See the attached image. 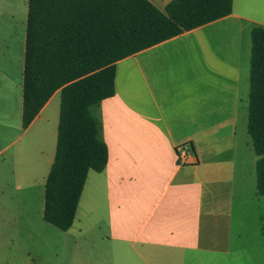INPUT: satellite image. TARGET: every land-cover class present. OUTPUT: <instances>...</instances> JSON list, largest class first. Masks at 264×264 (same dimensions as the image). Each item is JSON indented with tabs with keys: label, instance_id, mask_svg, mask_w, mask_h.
Here are the masks:
<instances>
[{
	"label": "crops",
	"instance_id": "0c3cea01",
	"mask_svg": "<svg viewBox=\"0 0 264 264\" xmlns=\"http://www.w3.org/2000/svg\"><path fill=\"white\" fill-rule=\"evenodd\" d=\"M149 1L164 10L172 0ZM255 26L264 0H233L229 15L116 63L115 94L98 109L108 162L89 171L62 240L91 246L99 264H264L247 128ZM25 47L0 43V207L29 209L37 193L45 202L61 91L23 128ZM13 133L26 140L6 153ZM186 143L193 155L181 164Z\"/></svg>",
	"mask_w": 264,
	"mask_h": 264
},
{
	"label": "trees",
	"instance_id": "16d2710c",
	"mask_svg": "<svg viewBox=\"0 0 264 264\" xmlns=\"http://www.w3.org/2000/svg\"><path fill=\"white\" fill-rule=\"evenodd\" d=\"M233 0H28L22 125L61 91L58 140L45 185L43 219L69 229L89 171L108 162L98 114L115 94L116 63L187 30L229 15ZM248 133L264 196V27L252 30Z\"/></svg>",
	"mask_w": 264,
	"mask_h": 264
},
{
	"label": "rangeland",
	"instance_id": "374dc122",
	"mask_svg": "<svg viewBox=\"0 0 264 264\" xmlns=\"http://www.w3.org/2000/svg\"><path fill=\"white\" fill-rule=\"evenodd\" d=\"M28 0H0V43L20 47L26 38ZM11 34L13 39L7 36ZM244 130V127L242 126ZM246 139L250 136L246 134ZM13 152L26 137L13 133ZM251 140V139H250ZM4 155H6L4 153ZM32 208L0 207V264H99L91 246L76 248L72 241L62 240V231L43 219L44 202L36 194ZM50 238H47V237ZM78 250L79 252H75Z\"/></svg>",
	"mask_w": 264,
	"mask_h": 264
},
{
	"label": "built area",
	"instance_id": "2783aa9c",
	"mask_svg": "<svg viewBox=\"0 0 264 264\" xmlns=\"http://www.w3.org/2000/svg\"><path fill=\"white\" fill-rule=\"evenodd\" d=\"M192 155V149L188 143L179 145L177 147V158L179 160V163H190Z\"/></svg>",
	"mask_w": 264,
	"mask_h": 264
}]
</instances>
